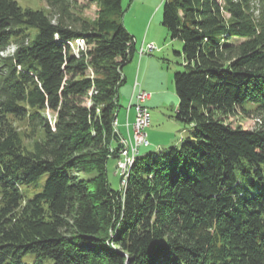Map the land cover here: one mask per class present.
<instances>
[{
	"label": "trees",
	"instance_id": "obj_1",
	"mask_svg": "<svg viewBox=\"0 0 264 264\" xmlns=\"http://www.w3.org/2000/svg\"><path fill=\"white\" fill-rule=\"evenodd\" d=\"M46 3L0 0V264H264V0H162L192 130L138 152L118 188L107 162L135 50L121 0Z\"/></svg>",
	"mask_w": 264,
	"mask_h": 264
},
{
	"label": "rangeland",
	"instance_id": "obj_2",
	"mask_svg": "<svg viewBox=\"0 0 264 264\" xmlns=\"http://www.w3.org/2000/svg\"><path fill=\"white\" fill-rule=\"evenodd\" d=\"M16 1L22 7L33 9H47L48 7L46 0ZM121 5L124 26L137 42L134 45L133 61L131 62L130 60L122 68L123 75L126 70L130 74V66L133 65L132 75L130 77V75L127 76L125 74L126 79L118 89L119 106L117 109V123L120 133L125 136L128 135L126 125L124 124L125 114L132 93V83L135 76H137V79L140 81H138L139 83L143 82L144 85L147 83V86L150 85V88L153 89L152 100L144 103L149 114V124L145 128L148 144L142 145L139 148V152H156L158 148L178 146L181 139L189 135L192 130L189 124L175 117L178 97L174 89L173 73L185 69L182 65L183 57L177 54V52H181L182 41L178 38H171L166 28L161 24L162 0H121ZM149 42L155 45V49L140 55L139 49L141 45ZM12 50L13 46H10L3 53L11 52ZM141 62L142 65L138 69ZM138 87L141 88L140 85ZM128 114L130 121L134 117L133 107L129 110ZM227 121L233 126L240 125L246 129L255 128L260 123L258 118L252 114L249 116L236 114L228 117ZM129 128L131 129V127ZM115 166L116 159L109 158L107 162L108 177L111 185L118 188L120 181L119 176L114 174ZM44 177L45 175H42L38 183H41ZM121 181H123V176ZM39 187L29 185L24 187V192L28 196H31L39 190ZM22 259L27 264H33L34 254L26 253ZM43 264H53V259L45 257Z\"/></svg>",
	"mask_w": 264,
	"mask_h": 264
},
{
	"label": "built area",
	"instance_id": "obj_3",
	"mask_svg": "<svg viewBox=\"0 0 264 264\" xmlns=\"http://www.w3.org/2000/svg\"><path fill=\"white\" fill-rule=\"evenodd\" d=\"M155 49V45L152 42L141 45L139 54H143ZM149 92L140 89L138 83L135 81L133 84L132 95L127 109H134L135 117L133 121V132L127 137L121 136L119 138L120 149L118 157L116 159L115 172L122 178L123 167L127 158L131 154L139 152V148L142 145H147V133L145 131L146 126L149 124V114L144 103L149 98Z\"/></svg>",
	"mask_w": 264,
	"mask_h": 264
},
{
	"label": "crops",
	"instance_id": "obj_4",
	"mask_svg": "<svg viewBox=\"0 0 264 264\" xmlns=\"http://www.w3.org/2000/svg\"><path fill=\"white\" fill-rule=\"evenodd\" d=\"M135 42H137V41H135ZM140 60V59H139ZM133 61V58L131 59V62ZM131 62H130V64H131ZM145 64H146V62H145ZM145 64H144V66H145ZM141 65H142V62L139 64V68L138 69H140V67H141ZM132 69H133V65H131L130 66V74L128 73V71L126 70V72H125V74L127 75V76H129L130 75V77H131V73H132ZM144 69H145V67H144ZM124 74V77H125V79H126V75ZM125 81V80H124ZM133 81V80H132ZM137 82L138 83V86L140 85L141 86V88L140 89H143V90H145V91H147V90H149V91H147V92H149V98L146 100V101H150V100H152V91H153V89L152 88H150V85L149 86H147V83H146V85H144L143 84V82H141V83H139L140 81L137 79V76H135V78H134V82ZM139 81V82H138ZM141 81H143V80H141ZM134 82L132 83V84H134ZM132 89H133V85H132ZM156 91H157V89H156ZM155 92V91H154ZM157 93H159V92H157ZM131 95H132V93H131ZM130 98H131V96H130ZM130 101V100H129ZM131 109V108H130ZM129 109V110H130ZM129 110H127V112H126V114H125V121H124V124L126 125V128H127V134L128 135H131L132 134V132H133V121H134V117H135V113H134V117L129 121V114H128V112H129ZM116 121L118 122V120L116 119ZM117 127H118V123H117ZM129 127H131V129L129 128ZM118 132H119V134L121 135V136H124V137H127V136H125L124 134H122V133H120V130H119V128H118ZM114 174H115V167H114Z\"/></svg>",
	"mask_w": 264,
	"mask_h": 264
},
{
	"label": "bare ground",
	"instance_id": "obj_5",
	"mask_svg": "<svg viewBox=\"0 0 264 264\" xmlns=\"http://www.w3.org/2000/svg\"><path fill=\"white\" fill-rule=\"evenodd\" d=\"M137 154H138V153L131 154V155H129V157L127 158L126 163H125V165H124V167H123V171H122V176H123V181H121L122 184L125 183V176H126V173H127V171L129 170V167H130L132 161L134 160V157H135Z\"/></svg>",
	"mask_w": 264,
	"mask_h": 264
},
{
	"label": "water",
	"instance_id": "obj_6",
	"mask_svg": "<svg viewBox=\"0 0 264 264\" xmlns=\"http://www.w3.org/2000/svg\"><path fill=\"white\" fill-rule=\"evenodd\" d=\"M120 134L118 133L117 130L114 132V140L117 142L119 140Z\"/></svg>",
	"mask_w": 264,
	"mask_h": 264
}]
</instances>
